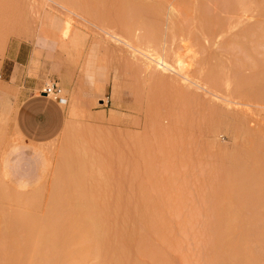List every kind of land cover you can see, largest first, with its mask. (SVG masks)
Wrapping results in <instances>:
<instances>
[{
  "label": "rangeland",
  "instance_id": "rangeland-1",
  "mask_svg": "<svg viewBox=\"0 0 264 264\" xmlns=\"http://www.w3.org/2000/svg\"><path fill=\"white\" fill-rule=\"evenodd\" d=\"M49 84L66 128L21 154L14 109ZM65 254L264 264V0H0V264Z\"/></svg>",
  "mask_w": 264,
  "mask_h": 264
},
{
  "label": "crops",
  "instance_id": "crops-1",
  "mask_svg": "<svg viewBox=\"0 0 264 264\" xmlns=\"http://www.w3.org/2000/svg\"><path fill=\"white\" fill-rule=\"evenodd\" d=\"M69 53L77 52L75 50ZM44 90L46 89H41L39 93L27 90L14 110L16 131L20 133L22 139L34 145L33 149H19L21 154L30 155L37 152L39 150L37 146L47 145L55 140L66 125L63 104L51 94H43Z\"/></svg>",
  "mask_w": 264,
  "mask_h": 264
},
{
  "label": "bare ground",
  "instance_id": "bare-ground-1",
  "mask_svg": "<svg viewBox=\"0 0 264 264\" xmlns=\"http://www.w3.org/2000/svg\"><path fill=\"white\" fill-rule=\"evenodd\" d=\"M106 33H108L109 34V36H111V37H113V38H115V39H119L120 40V35L117 33H114V32H112V31H110V32H108V31H106V30H104ZM125 38V37H124ZM126 41H125V43L127 44V46H131L130 44V41H127V38L125 39ZM133 46V45H132ZM132 46H131V48H132ZM136 47V46H135ZM135 47H133V50H134V48ZM136 49V48H135ZM143 53V52H142ZM150 55H148L150 58V62L152 63V62H154L155 64H156V66H158V67H161L163 70H171V71H174V72H177V73H180V74H182L186 79H188V77H189V75H187V73L185 72V70H186V62L183 60V59H181L180 57L178 58V59H176V61L175 62H177V63H175V64H177L176 66H175V64L174 65H172V64H170L169 62H167L164 58H161V57H159V56H155L154 54H151V53H149ZM147 56V55H146ZM148 58V57H147ZM190 78V77H189ZM63 81H66L64 78H63ZM51 83H52V81H51ZM52 85V84H51ZM50 84H49V86H47L46 87V89L48 88V87H52ZM60 91V90H59ZM61 92H62V90H61ZM53 93V92H52ZM51 93V94H52ZM53 96V95H52ZM59 96V95H58ZM61 96H62V94H61ZM63 97H65V96H63ZM62 97V98H63ZM61 98V99H62ZM60 100V99H59ZM66 100V99H65ZM63 103V102H62ZM19 105V102L17 103V105H16V107H15V109L17 108V106ZM14 109V110H15ZM66 128V127H65ZM63 130H64V128H63ZM63 132V131H62ZM61 132V133H62ZM17 133H18V131H17ZM60 133V134H61ZM81 133H79L78 134V136L80 135ZM18 135H20V133H18ZM21 136V135H20ZM89 139V138H88ZM87 139L85 138V136H82L81 137V135H80V138H78L77 136H75L74 137V139H73V137L71 138V140L68 142V144L66 145V148H64V150H63V152H65V151H67V150H71V152L73 151V152H75V153H79V151H81L80 149H79V147H82L85 143V145L87 146L88 144H87V142L89 143L90 141L88 140V141H86ZM86 141V142H85ZM51 142H54V140L53 141H51ZM50 142V143H51ZM49 143V144H50ZM53 144L54 143H51L50 145H52L53 146ZM49 145V146H50ZM52 146H50V147H52ZM49 147V148H50ZM86 147H84V149H85ZM79 149V150H78ZM82 150H83V148H81ZM45 150H48V147H47V149H45ZM52 150H53V147H52ZM49 151V150H48ZM54 151V150H53ZM69 151H67L68 152V154L70 153ZM62 152V153H63ZM85 152H87V151H85ZM75 153L74 154H72V155H75ZM67 154V153H66ZM71 157V156H70ZM65 165H66V163H64ZM59 165H61V164H59ZM62 167H63V165H62ZM62 167H60V168H62ZM65 167V166H64ZM67 167V166H66ZM61 170H63V168L61 169ZM60 170V171H61ZM63 173V172H62ZM60 175H64V174H61L60 173ZM63 181V180H62ZM65 182V181H64ZM68 202H69V200H68ZM45 203V202H44ZM20 204V203H19ZM16 208V207H15ZM43 208V207H42ZM45 210V209H44ZM73 210V209H72ZM28 211V210H27ZM46 212V211H45ZM75 212V211H74ZM31 213V212H30ZM54 215H55V213H54ZM23 216V215H22ZM32 216V215H31ZM86 216H87V214H86ZM37 217V216H36ZM35 217V218H36ZM81 217V216H80ZM61 218V217H60ZM59 218V219H60ZM84 218V217H83ZM54 219V218H53ZM68 219V218H67ZM12 220V219H11ZM66 220V219H65ZM26 221V220H25ZM40 221V220H39ZM11 222V221H10ZM56 222V221H55ZM65 222V221H64ZM61 223V222H60ZM63 223V222H62ZM73 224V223H72ZM71 224V225H72ZM39 225V224H38ZM49 226V225H48ZM62 226V225H61ZM69 226V225H68ZM40 227V226H39ZM38 227V228H39ZM37 228V229H38ZM65 228V227H64ZM86 228H88V230L89 231H87V229ZM53 229L55 230V228L53 227ZM85 229V230H84ZM27 230V229H26ZM54 230H53V232H54ZM59 230L60 229H58V231H57V229H56V231L54 232V234L56 233H58L60 236L62 235V238L60 237V239H63L62 241H64V242H67L68 244H69V242L68 241H71V239H72V241L73 242H75V238L77 239L76 241L77 242H80V241H82V237L81 236H72V235H74L75 233H73L72 234V232H73V230H70V233H69V231L67 232V230H65L64 229V231L63 230H61L60 232H59ZM35 231V230H34ZM52 231V230H51ZM83 232L85 231V232H87V233H85L86 235H89V232L91 231V234H92V229H90L89 228V226L87 225H85V227L83 228V230H82ZM47 233H48V230L46 231ZM53 232H51V233H53ZM64 232V233H63ZM82 232V233H83ZM23 233V232H22ZM62 233V234H61ZM22 235V234H21ZM26 235V234H25ZM53 235V234H52ZM91 236V235H90ZM18 237H20V236H18ZM74 237V238H73ZM81 237V238H80ZM54 238V237H53ZM80 238V239H79ZM13 239H15V238H13ZM36 239V238H35ZM78 239L80 240V241H78ZM22 240V239H21ZM239 240V239H238ZM43 241V240H42ZM61 240H60V242H62ZM72 241H71V243H72ZM64 242L62 243V247L64 246L63 244H64ZM61 244V243H60ZM75 244V243H74ZM234 244H236V243H234ZM38 245V244H37ZM239 245V244H238ZM35 246V245H34ZM34 246H33V248H34ZM61 246H59V247H61ZM68 246V245H67ZM48 247V246H47ZM52 247V246H51ZM61 247V248H62ZM64 247H66V244H65V246ZM63 247V248H64ZM76 247V246H75ZM87 248H88V246H86ZM23 248V247H22ZM79 248H82V247H79ZM47 249V248H46ZM71 249V248H70ZM78 249V247H76V249H72L71 250V253H76V255H77V253H80L79 251H80V249L79 250H77ZM84 249H86V248H84ZM33 250V249H32ZM82 250L83 249H81V252H82ZM23 251V250H22ZM45 251H47V250H45ZM54 251V250H53ZM57 251H58V249H57ZM69 251V250H68ZM73 251V252H72ZM78 251V252H77ZM63 252V251H62ZM70 252V251H69ZM230 252V251H229ZM41 253V252H40ZM67 253V252H66ZM70 253V254H71ZM94 253V252H93ZM221 253V252H220ZM50 254V253H49ZM56 254V253H55ZM23 255V254H22ZM33 255V254H32ZM52 255V254H51ZM69 255V254H68ZM75 255V254H74ZM78 255H80V254H78ZM24 256H25V254H24ZM71 257L73 256V255H70ZM33 257V256H32ZM67 257V258H66ZM69 256H67V254H65V257L63 258V260L61 259V261L62 262H60L61 264H71V263H73V260L72 259H70V257L68 258ZM76 256H74L73 258H75ZM223 257V256H222ZM50 259V258H49ZM76 259V258H75ZM88 259V258H87ZM46 261V260H45ZM76 262V261H75ZM26 263V262H25ZM28 263V262H27ZM58 263V262H57ZM88 263V262H87ZM94 263V262H93ZM49 264V263H48ZM54 264V263H53Z\"/></svg>",
  "mask_w": 264,
  "mask_h": 264
},
{
  "label": "built area",
  "instance_id": "built-area-1",
  "mask_svg": "<svg viewBox=\"0 0 264 264\" xmlns=\"http://www.w3.org/2000/svg\"><path fill=\"white\" fill-rule=\"evenodd\" d=\"M45 92V94L46 95H50L52 92H54V93H58L59 92V89H58V86L57 85H53L52 87H48L46 90H44Z\"/></svg>",
  "mask_w": 264,
  "mask_h": 264
}]
</instances>
